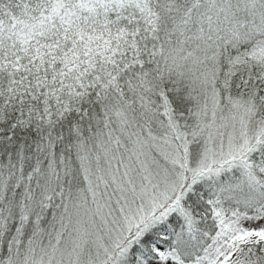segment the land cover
I'll return each mask as SVG.
<instances>
[{
    "label": "snow or ice",
    "instance_id": "1",
    "mask_svg": "<svg viewBox=\"0 0 264 264\" xmlns=\"http://www.w3.org/2000/svg\"><path fill=\"white\" fill-rule=\"evenodd\" d=\"M0 264H264V0H0Z\"/></svg>",
    "mask_w": 264,
    "mask_h": 264
}]
</instances>
